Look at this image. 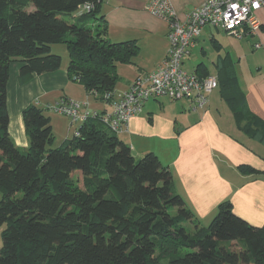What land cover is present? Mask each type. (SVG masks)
<instances>
[{"label":"trees","instance_id":"obj_1","mask_svg":"<svg viewBox=\"0 0 264 264\" xmlns=\"http://www.w3.org/2000/svg\"><path fill=\"white\" fill-rule=\"evenodd\" d=\"M102 2L0 0V264H264V225H250L224 201L210 223L199 226L158 158L135 159L97 118L54 147L49 118L29 105L22 112L29 146L22 150L13 142L9 67L21 64V78L59 69L52 45H65L68 77L89 100L111 102L104 96L114 92L116 64L131 63L139 49L105 38ZM196 70L199 78L208 76L201 65ZM217 79L237 126L264 144V123L247 112L228 60L221 61Z\"/></svg>","mask_w":264,"mask_h":264},{"label":"crops","instance_id":"obj_2","mask_svg":"<svg viewBox=\"0 0 264 264\" xmlns=\"http://www.w3.org/2000/svg\"><path fill=\"white\" fill-rule=\"evenodd\" d=\"M148 1L102 2L100 16L106 24L105 38L111 43L132 41L139 49L131 63L116 64V95L124 92L137 76L153 72L167 53L168 26L146 11ZM170 2L177 18L183 20L204 0ZM256 17L260 30L250 38L251 53L243 47L238 52L236 79L247 112L264 123V8L256 12ZM226 37L231 38L221 30L213 32V29L205 28L202 31L197 45L202 39L214 49L211 63L216 73L210 74L209 69L200 64L207 75L217 76L223 60L233 66V51L221 42V38ZM255 44H259V48L255 49ZM52 51L53 47H50L52 54L64 55ZM200 53H204L203 48ZM249 58L251 64L245 61ZM67 65L68 61L63 63L61 59L59 69L25 78L20 77L21 64L10 65L6 85L8 132L18 148L26 150L29 146L22 120V112L29 105L47 111L54 140H58L59 146L71 139L72 125L67 117L48 111L47 106L64 98L88 101L95 111L108 109L105 104L89 100L83 86L69 79ZM197 67L192 72L201 76L202 73L196 72ZM222 91L218 85L209 95L208 104L196 110L192 109L190 99L150 100L139 115L130 119L127 131L118 138L129 146L135 159L152 153L171 172L176 193L191 209L199 226L203 227L205 222L207 226L217 207L229 201L235 215L254 227H261L264 225V144L246 134L243 124L237 126L230 106L222 98ZM241 167H248L258 174L243 173Z\"/></svg>","mask_w":264,"mask_h":264},{"label":"built area","instance_id":"obj_3","mask_svg":"<svg viewBox=\"0 0 264 264\" xmlns=\"http://www.w3.org/2000/svg\"><path fill=\"white\" fill-rule=\"evenodd\" d=\"M263 8L264 0H204L179 20L170 0H149L146 11L168 26L169 47L163 62L153 72L137 76L119 95L115 92L105 95L106 102L111 99L107 110L95 111L88 101L64 98L47 106V110L67 117L70 125L97 118L119 136L127 131L130 119L139 115L150 100L190 99L192 109H203L209 95L218 87L217 76L199 78L196 73L183 69L184 61L197 46L205 28L221 30L240 41L255 37L260 30L256 12ZM84 9L89 11L91 6ZM254 48H259V44ZM73 136H79L78 128Z\"/></svg>","mask_w":264,"mask_h":264},{"label":"rangeland","instance_id":"obj_4","mask_svg":"<svg viewBox=\"0 0 264 264\" xmlns=\"http://www.w3.org/2000/svg\"><path fill=\"white\" fill-rule=\"evenodd\" d=\"M207 29H210V28H207ZM213 32H215V29H213ZM221 42L224 43L226 45V47L232 49L233 51V61H234V64H233V67L235 68L234 71H235V75L237 77V60H238V56H239V51L241 50V48L243 47L244 51L248 52V53H251V43H252V40L249 38V40H236L234 38H227L226 39H223L221 38ZM201 46H204V47H201ZM51 47H53V51L54 53H57V54H64V55H61L63 57H61L60 55V58L62 59L63 63L65 60L68 61V55H67V51H66V47L64 44H58V45H52ZM201 48H203L204 50V53L201 54L200 51H201ZM213 48H212V45L208 42V41H203L202 39H200V43L197 45V47L191 52V55L190 57H188L184 63H183V69L185 71H188V72H192L196 67L197 65H200V64H204V66L206 68L209 69V73L210 74H215L216 71L215 69H213L212 67V59H213ZM64 52V53H62ZM235 52V53H234ZM237 52V54H236ZM246 62H251V59H247L245 60ZM243 62V61H242ZM240 64V67H244V63ZM251 64V63H250ZM239 71H242L241 68H239ZM91 109L93 108L92 106L90 107ZM45 114H47V111H44ZM79 124H74L70 127V138H73V134H74V131L78 128ZM54 147L56 146H59L58 145V140L56 139V141L54 140V144H53ZM2 199V193L0 192V201ZM206 222L204 224H202L203 227L206 226ZM4 227L5 226H0V249H1V246H2V240H1V235H2V231L4 230Z\"/></svg>","mask_w":264,"mask_h":264}]
</instances>
